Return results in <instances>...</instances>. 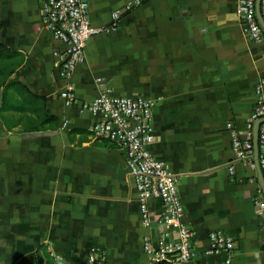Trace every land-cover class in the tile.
Listing matches in <instances>:
<instances>
[{
	"label": "crops",
	"instance_id": "obj_1",
	"mask_svg": "<svg viewBox=\"0 0 264 264\" xmlns=\"http://www.w3.org/2000/svg\"><path fill=\"white\" fill-rule=\"evenodd\" d=\"M86 1L105 31L87 43L72 78L76 95L110 90L154 101L151 148L177 177L198 252L183 264H221L222 255L205 253L211 231L234 238L236 264H264L260 172L232 161L231 150L264 80V43L245 33L236 0ZM42 4L0 0V42L26 55L12 78L59 119L53 130L24 132L30 113L5 110L6 122L0 113V264H50L49 250L80 264L92 247L103 264L146 262L145 241L157 245L168 230L162 204L150 202L145 225L123 148L93 137L99 115L66 103L58 69L65 45L44 26ZM116 9L123 14L113 24ZM3 95L0 88V109Z\"/></svg>",
	"mask_w": 264,
	"mask_h": 264
},
{
	"label": "built area",
	"instance_id": "obj_2",
	"mask_svg": "<svg viewBox=\"0 0 264 264\" xmlns=\"http://www.w3.org/2000/svg\"><path fill=\"white\" fill-rule=\"evenodd\" d=\"M237 11L247 36L256 43H264V27L259 19L257 0H236ZM131 8L127 5L126 10ZM86 0H43L41 18L53 37L65 45L58 55V69L62 79L67 81L66 103L77 105L82 111L99 115L92 125V135L96 139H108L119 143L125 154V163L132 177L140 202L141 218L145 225L151 224L150 202L160 200L162 212L159 222L167 227L157 245L145 241L144 249L148 261L153 264L166 261L169 264H183L198 254L194 244V230L189 223L182 201L177 177L168 165L152 151L157 140L153 118L155 103L145 96L115 95L110 90H102L91 100H80L75 92L72 78L79 63L84 59L85 49L91 37L102 33L105 28L92 22ZM123 11L113 12V24H117ZM260 14L264 21V0L260 1ZM264 80L256 88L257 102L251 111L243 131L233 130L231 135L232 161H242L255 169H260L264 178V121L259 126L258 159H255L254 127L264 119L262 93ZM228 127L232 124L228 123ZM234 174V165L229 164ZM255 203L264 218V187L260 185ZM177 234L176 236L174 234ZM55 264H71L49 250ZM206 254L222 255L221 264H236V242L222 231H211ZM80 264H103L96 247H92L85 262Z\"/></svg>",
	"mask_w": 264,
	"mask_h": 264
},
{
	"label": "trees",
	"instance_id": "obj_3",
	"mask_svg": "<svg viewBox=\"0 0 264 264\" xmlns=\"http://www.w3.org/2000/svg\"><path fill=\"white\" fill-rule=\"evenodd\" d=\"M25 60L26 55L24 53L9 48L0 42V88H4L0 113L10 109L30 113L23 125L24 132L53 130L58 126L59 119L49 112L46 98L34 94L26 85L12 78L25 63ZM3 118L6 122V117L3 116ZM48 255L52 257L50 253ZM52 258L49 263L55 264ZM153 264L169 263L159 261Z\"/></svg>",
	"mask_w": 264,
	"mask_h": 264
},
{
	"label": "water",
	"instance_id": "obj_4",
	"mask_svg": "<svg viewBox=\"0 0 264 264\" xmlns=\"http://www.w3.org/2000/svg\"><path fill=\"white\" fill-rule=\"evenodd\" d=\"M260 1L261 0H257V11H258V16H259V19L264 27V21L261 17V14H260ZM264 121V119H261L259 121L256 122L255 124V127H254V143H255V159L257 160L258 159V154H259V146H258V133H259V126L261 124V122ZM259 172H260V178H261V182L263 184V187H264V178H263V175L260 171V169L258 168Z\"/></svg>",
	"mask_w": 264,
	"mask_h": 264
}]
</instances>
